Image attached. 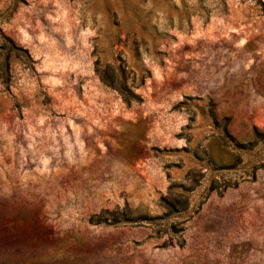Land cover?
I'll return each instance as SVG.
<instances>
[{
  "label": "rangeland",
  "instance_id": "rangeland-1",
  "mask_svg": "<svg viewBox=\"0 0 264 264\" xmlns=\"http://www.w3.org/2000/svg\"><path fill=\"white\" fill-rule=\"evenodd\" d=\"M0 264H264V0H0Z\"/></svg>",
  "mask_w": 264,
  "mask_h": 264
},
{
  "label": "trees",
  "instance_id": "trees-1",
  "mask_svg": "<svg viewBox=\"0 0 264 264\" xmlns=\"http://www.w3.org/2000/svg\"><path fill=\"white\" fill-rule=\"evenodd\" d=\"M3 42L6 45L8 50H15V56H20L21 58H24L25 60H29V54L27 53L26 49H23L21 47H17L13 41L6 37L2 36ZM4 66L8 67V54H5L4 56ZM7 71V70H5ZM123 69L120 66H117L116 68L109 67L105 68L101 71H98L99 79L106 85L112 86L115 89H117L126 102H130V99L138 101L139 96L132 92L130 89H127L126 87V81L123 78Z\"/></svg>",
  "mask_w": 264,
  "mask_h": 264
}]
</instances>
